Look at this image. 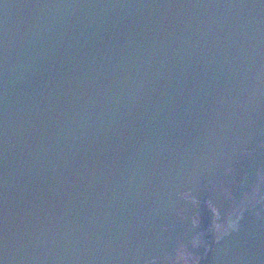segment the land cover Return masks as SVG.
<instances>
[{
    "label": "water",
    "instance_id": "95a60500",
    "mask_svg": "<svg viewBox=\"0 0 264 264\" xmlns=\"http://www.w3.org/2000/svg\"><path fill=\"white\" fill-rule=\"evenodd\" d=\"M0 264H264V0H0Z\"/></svg>",
    "mask_w": 264,
    "mask_h": 264
}]
</instances>
